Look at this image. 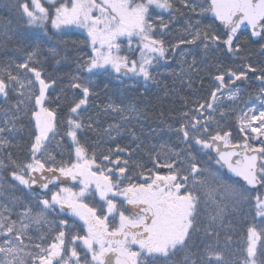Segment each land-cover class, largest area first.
Wrapping results in <instances>:
<instances>
[{"label": "snow or ice", "instance_id": "1", "mask_svg": "<svg viewBox=\"0 0 264 264\" xmlns=\"http://www.w3.org/2000/svg\"><path fill=\"white\" fill-rule=\"evenodd\" d=\"M4 6L45 35L49 25L53 35L82 29L86 38L72 43L90 53L74 59L76 71L63 88L43 66L39 46L0 66V167L10 176L0 189H12L0 191V264H264V62H252L249 47L259 45L264 57V0H15ZM185 13L195 23L185 20L168 40ZM205 18L212 23L202 24ZM9 39L5 32L0 46ZM201 48L205 56L223 50L239 64H218L207 96L181 97L185 110L174 123L162 121L160 131L174 133L181 147L149 145L146 166L133 155L140 142L133 148L117 140L127 132L139 141L128 127L143 115L135 104L104 105L115 122L102 133L87 115L100 95V76L122 85L128 78L147 91L162 83L161 68H171L167 74L191 88L192 73L202 71L191 53ZM47 51L56 64L69 59ZM250 79L259 83L254 102L251 94L244 101L238 84ZM25 118L30 142L27 157L17 161L10 149L19 147L15 134ZM88 132L100 134L97 147L83 142ZM200 153L218 168L207 167ZM18 186L36 206L15 194ZM36 187L47 195L34 194ZM229 212L247 221L239 248L225 230L234 227L225 219ZM53 213L57 219L50 220Z\"/></svg>", "mask_w": 264, "mask_h": 264}, {"label": "trees", "instance_id": "2", "mask_svg": "<svg viewBox=\"0 0 264 264\" xmlns=\"http://www.w3.org/2000/svg\"><path fill=\"white\" fill-rule=\"evenodd\" d=\"M15 0H0V44L5 40V32L11 37L7 40L6 48L0 46V66L9 62V60H22L27 56L28 53L34 50L36 46L40 48V60L45 67L46 71L52 72L59 81V87L63 88L67 83V74L73 73L76 71L74 59L80 56H86L90 53V49L84 44H73V41H83L86 38V34L81 30H65L63 34L53 35L55 32L54 29H51L49 25V34L45 35L42 31L33 29L25 24V18L13 7H5L4 5H11ZM195 18L190 13H185L184 17H180L176 20L173 28L172 35L168 36V40H173L178 34L180 28H183L185 20ZM201 23H212V21L207 20V18L201 20ZM216 29H219L214 25ZM178 30V31H177ZM60 35L63 37V41H67V44L62 43L60 40ZM245 36L248 33H244ZM251 52L250 58L251 61L260 64L264 62V57L259 55V45H249ZM49 48H55L62 55L68 56V61H62L60 64H56L55 58H53L49 53ZM261 58V61H260ZM200 67L202 71L199 73V76L202 80L211 77L216 72V66L223 65V67H236L239 64V61L234 60L232 56H228L223 50L215 51L213 57L207 58L205 60V55L200 57ZM177 65V64H175ZM176 68V66H174ZM171 71V69H169ZM169 71V72H170ZM160 72L162 73L161 69ZM198 75V74H196ZM127 83L122 85L118 80L110 76H100L97 78V84L99 85L98 91L100 95L94 98V102L90 108V111L87 113L88 116H92L96 120L98 127L103 131V128L107 127L108 124L114 123L113 115L103 114V106L109 102L123 103V104H135L138 109L143 113L141 119L135 125H130L128 127L135 130V134L139 137V141H134L132 137L124 132L120 137L117 138L118 142L123 145H131L135 147L137 142L141 143V149L133 154L134 158L140 163L149 164L148 156V146L149 145H158L160 143L167 142L174 147H181L176 140L175 134L168 132V135L165 138H161V134L164 132L158 130L154 133L152 130H157V125L159 129L164 128L165 124L163 122L174 123L173 117H177L181 111L184 110V102L181 97H191L194 99V94L199 89V98H203L202 91L204 90L203 85H192L191 88L182 85L178 79H174L171 76H166L164 73L161 74L159 79L162 81L159 85H151L152 88L156 90L153 95L143 94L135 95L133 92V87H130L133 82L128 78H124ZM203 83V82H202ZM204 84V83H203ZM137 85H143L138 83ZM200 87V88H199ZM165 90L169 91V95L165 93ZM259 90V85L255 86V90H252L253 93L246 91V94H242L243 98L248 101L249 94H251L252 101L256 93ZM59 93V89L57 90ZM70 98V93H69ZM244 106V103L240 104V107ZM242 108V107H241ZM64 111V109H61ZM99 113V115H97ZM24 127L16 133V142L19 144L18 148H12L13 158L17 161L24 160L27 157V146L29 141V129L31 124L27 118L22 122ZM228 126L234 127L236 121L231 118L228 119ZM235 135V129H233ZM166 132V131H165ZM100 134L96 132H88L83 137V142H86L90 149L97 147V140L99 139ZM157 139V143L155 141ZM67 145V140L64 141ZM115 142H109L108 146H114ZM53 152L58 151L55 147V144L52 146ZM59 158V156H58ZM0 159H4V153L0 151ZM199 159L206 164L207 167L211 169L218 168L215 165L214 161L208 160L207 155L204 153L199 154ZM227 178V177H226ZM10 182L9 170L0 167V184H7ZM4 195H8L12 189H7L4 191ZM28 190H25L23 186H18L15 190L17 196L23 197L29 203H32L33 206H36V201L34 197H29L27 195ZM34 193V192H33ZM36 194V193H34ZM0 199H3V195H0ZM243 211H247L244 209ZM50 220L57 219L55 214L49 216ZM226 221L231 220L233 224L232 229H225L231 236L233 244L236 247L243 246V236L247 226V221L244 220L241 216V213H232L226 216ZM250 219V218H249Z\"/></svg>", "mask_w": 264, "mask_h": 264}, {"label": "flooded vegetation", "instance_id": "3", "mask_svg": "<svg viewBox=\"0 0 264 264\" xmlns=\"http://www.w3.org/2000/svg\"><path fill=\"white\" fill-rule=\"evenodd\" d=\"M195 19H196V17L195 18H193V20L192 19H189L188 21L189 22H191V23H195ZM207 20H209L208 18H207ZM202 22V21H201ZM202 24H204V23H202ZM183 27H184V24L182 25ZM180 29H182V28H180ZM179 29V30H180ZM178 31V30H177ZM179 32V31H178ZM186 47H190V46H186ZM214 53H215V51H209V53H208V55L207 56H205V60H207V58H211V57H213V55H214ZM191 55H193V56H195L196 57V59H197V62H198V66L200 67V65H201V63H200V57H201V55H205L204 54V50L201 48V49H196L195 51H193L192 53H191ZM260 61H261V58H260ZM175 64H177L176 62H173V65L171 66V67H174V66H176V68H177V70H179V66H178V64L177 65H175ZM169 69H171V68H161V71H162V73H164L166 76H168V72L170 71ZM196 74H198V75H196ZM214 75V74H213ZM192 80H193V84L194 85H199V86H201V85H203V88H204V90L202 91V95H203V97H205V96H207V94H208V92H209V90L211 89V87H213V84H214V82L212 81V76L211 77H209V78H206L205 80H202V78L199 76V73H192ZM204 84H203V83ZM133 83H135L136 84V86L135 87H133V92H134V94L137 96V95H143V94H150V95H153L155 92H156V90L154 89V88H152L151 87V85H149L148 86V89H147V91L145 90V88H144V86L143 85H137L138 84V82H133ZM182 85H184V86H186V83H182ZM256 85H259V83L256 81V80H254V79H250L249 81H247L246 82V84H245V86H243V87H241V90H242V94L244 95V94H246L247 92L246 91H248L249 93H253V91L252 90H255V86ZM200 88V87H199ZM165 93H167L168 95H169V91L168 90H165ZM197 98H199V89L197 90V92L194 94V99H197ZM201 98V97H200ZM193 99V98H192ZM193 99V100H194ZM244 101H247L246 99H245V97H244ZM253 102H254V100H253ZM243 103V102H242ZM242 108L244 107V106H241ZM138 108V107H137ZM184 110H185V108H184ZM157 127V130L156 131H158V130H160L159 129V125H157L156 126ZM232 129H235V126L234 127H231ZM165 132V131H164ZM154 133H156V132H154ZM165 134H166V136L168 135V132H165ZM163 139V138H162ZM216 166H218V165H216ZM223 171V170H222ZM71 187H74V186H71ZM76 187V186H75ZM54 214V213H53ZM78 224L80 223V222H77Z\"/></svg>", "mask_w": 264, "mask_h": 264}, {"label": "water", "instance_id": "4", "mask_svg": "<svg viewBox=\"0 0 264 264\" xmlns=\"http://www.w3.org/2000/svg\"><path fill=\"white\" fill-rule=\"evenodd\" d=\"M209 20H211L210 18H208ZM217 25V27L220 29V26L218 25V22L215 23ZM247 33V32H245ZM227 55H230L227 53ZM238 84L240 85V87H243L245 86L246 82H238ZM163 171H166V170H163ZM223 171H226V170H223ZM227 177H231V174L228 173L227 174ZM231 179H238V178H235V177H231ZM67 185H75V184H72L71 182H66ZM50 188L53 187L52 185L49 186ZM33 191H36V192H40L42 194H45L46 192H44L43 190L39 189L38 187L34 188Z\"/></svg>", "mask_w": 264, "mask_h": 264}, {"label": "rangeland", "instance_id": "5", "mask_svg": "<svg viewBox=\"0 0 264 264\" xmlns=\"http://www.w3.org/2000/svg\"><path fill=\"white\" fill-rule=\"evenodd\" d=\"M167 16V14H165ZM66 30H75V31H79L81 30L83 32L82 29H76V28H70V29H66ZM86 34V33H85ZM132 82H135L133 80H131ZM130 125H135V120H133L128 126ZM162 138H165V132L163 134H161V138L159 140H161ZM156 143H157V139H155ZM163 171V170H162ZM77 187V186H76ZM76 187H73V188H76ZM27 190V189H25ZM47 195V193H45ZM56 215V214H55ZM111 219V218H110ZM79 222V221H78ZM81 223V222H80Z\"/></svg>", "mask_w": 264, "mask_h": 264}]
</instances>
